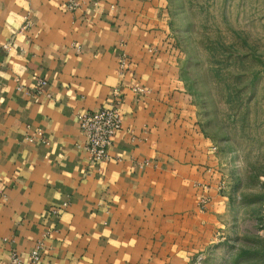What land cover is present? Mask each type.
<instances>
[{"label": "crops", "instance_id": "crops-1", "mask_svg": "<svg viewBox=\"0 0 264 264\" xmlns=\"http://www.w3.org/2000/svg\"><path fill=\"white\" fill-rule=\"evenodd\" d=\"M65 2L0 0V264L38 243L36 264L201 258L194 184L210 153L172 116L161 0ZM114 89L122 127L92 164L76 113L110 106Z\"/></svg>", "mask_w": 264, "mask_h": 264}, {"label": "rangeland", "instance_id": "rangeland-1", "mask_svg": "<svg viewBox=\"0 0 264 264\" xmlns=\"http://www.w3.org/2000/svg\"><path fill=\"white\" fill-rule=\"evenodd\" d=\"M160 3L172 116L210 153L194 184L206 244L189 264H264V0Z\"/></svg>", "mask_w": 264, "mask_h": 264}, {"label": "built area", "instance_id": "built-area-1", "mask_svg": "<svg viewBox=\"0 0 264 264\" xmlns=\"http://www.w3.org/2000/svg\"><path fill=\"white\" fill-rule=\"evenodd\" d=\"M65 4L69 10H76L79 7L78 0H66ZM5 48L8 47L5 46ZM43 83L45 82L42 81ZM138 91H142V89H138ZM112 97L110 106L76 113L78 128L84 136L81 147L87 153L92 164L109 158L108 148L112 144L113 137L122 127L119 108L121 97L118 89L113 90ZM41 244H36L30 251L28 261H23L15 251H11L9 263L36 264L39 260Z\"/></svg>", "mask_w": 264, "mask_h": 264}]
</instances>
